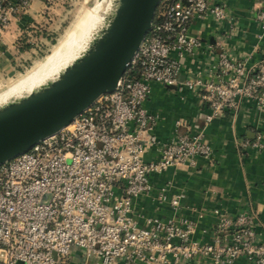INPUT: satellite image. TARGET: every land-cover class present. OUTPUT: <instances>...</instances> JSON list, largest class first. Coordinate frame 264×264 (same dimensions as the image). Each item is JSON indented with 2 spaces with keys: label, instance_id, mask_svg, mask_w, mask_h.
Masks as SVG:
<instances>
[{
  "label": "built area",
  "instance_id": "built-area-1",
  "mask_svg": "<svg viewBox=\"0 0 264 264\" xmlns=\"http://www.w3.org/2000/svg\"><path fill=\"white\" fill-rule=\"evenodd\" d=\"M32 1L0 0V37ZM228 14L225 0H162L116 89L60 132L0 165V264H66L75 250L83 264H236L240 257L264 264V232L256 231L254 216L217 208L214 228L198 237L206 212L178 214L186 194L170 196V182L154 183L171 168L213 159L205 128L226 110L236 113L248 99L264 111V60L249 65L252 54L235 61L222 52L206 71L181 79L179 58L203 43L191 33L194 18L213 16L221 23ZM257 21L263 37L264 10ZM153 83L196 92L209 108L204 127L159 141L156 123L149 124L155 115L145 107ZM262 139L260 131L238 146L261 150ZM152 149L158 157L145 159ZM154 193L174 215L142 223L136 202Z\"/></svg>",
  "mask_w": 264,
  "mask_h": 264
},
{
  "label": "crops",
  "instance_id": "crops-1",
  "mask_svg": "<svg viewBox=\"0 0 264 264\" xmlns=\"http://www.w3.org/2000/svg\"><path fill=\"white\" fill-rule=\"evenodd\" d=\"M60 2L62 0H33L26 12L12 17L0 37V81L15 77L25 70L29 59L42 54L47 43L42 41L49 33V15ZM225 2L229 14L224 22H218L213 16L194 18L191 33L199 36L203 43L183 58L177 56L183 64L181 79L206 71L222 52L235 61L252 54L249 65L264 60V36H260L257 21L258 13L264 10V0ZM145 107L155 115V120L149 124L156 123L155 133L163 143L171 140L177 131L186 132L189 128L195 132L203 128L209 111L208 105L196 92L184 90L179 93L173 86L158 83L152 84V93ZM179 120L183 125L176 127ZM260 131L264 143V111H259L253 101L244 99L238 112L226 110L205 128V138L214 148L213 159L199 157L195 165L184 164L155 177L157 186L171 183L170 196L186 194L178 214L195 218L194 208L206 212L205 217L199 220L196 236L199 237L206 228H214L216 217L213 211L217 208L231 214L248 212L255 218L256 231L264 232V148L243 150L238 146L241 140H252ZM158 155L157 150L152 149L145 159L153 160ZM136 210L142 223L150 216L170 218L174 215L172 207L168 203L161 204L155 193L139 199ZM83 261L81 251L75 250L66 264H83ZM236 264L249 263L240 257Z\"/></svg>",
  "mask_w": 264,
  "mask_h": 264
},
{
  "label": "water",
  "instance_id": "water-1",
  "mask_svg": "<svg viewBox=\"0 0 264 264\" xmlns=\"http://www.w3.org/2000/svg\"><path fill=\"white\" fill-rule=\"evenodd\" d=\"M162 0H119L95 46L42 90L0 108V165L60 132L113 92L152 29Z\"/></svg>",
  "mask_w": 264,
  "mask_h": 264
},
{
  "label": "rangeland",
  "instance_id": "rangeland-1",
  "mask_svg": "<svg viewBox=\"0 0 264 264\" xmlns=\"http://www.w3.org/2000/svg\"><path fill=\"white\" fill-rule=\"evenodd\" d=\"M104 1L105 6L107 0ZM97 5L98 0H62L57 9L49 15V33L46 35L43 34L44 41L42 42L47 43L45 44V47L42 48V54L38 53L34 58L32 57L29 59V63L27 64L25 70L20 71L15 77L0 81V96L2 93L4 97L8 95L7 93H9V90L15 84L28 77L33 70L46 62L51 55H54L56 51L62 49V46L68 48L66 45L67 42H69V48L71 47L70 56L60 64L57 70L50 77L57 74V72L69 61L76 58L79 55V52L82 51L88 43H90L89 41L100 26L101 28L103 27L105 21L108 20L109 11L113 7L112 2L108 3L104 15L95 24L93 23L94 20L89 19L91 17L87 13L94 12ZM50 77L48 79H50ZM48 79L46 81H48ZM16 99H3L0 102V107L3 104L4 106L8 105V101L12 102L16 101ZM17 264H25V262L18 261Z\"/></svg>",
  "mask_w": 264,
  "mask_h": 264
},
{
  "label": "bare ground",
  "instance_id": "bare-ground-1",
  "mask_svg": "<svg viewBox=\"0 0 264 264\" xmlns=\"http://www.w3.org/2000/svg\"><path fill=\"white\" fill-rule=\"evenodd\" d=\"M104 2H105L104 0H100V1L98 0V5H97V7H95L96 8L95 11L92 12V13L91 12L87 13V14L91 17L89 19L94 20L93 23L96 24V22L99 19H101L102 16L104 15V12H105V10L107 8V4L112 2L113 3V7L109 11L108 20L105 21V23L103 24L102 28L100 26V28L97 30V32L94 34V36L89 41L90 43H88L85 46V48L82 51L79 52V55L76 58H74L71 61H69L66 65H64L57 72V74H55L52 77H50L54 73L52 71V69L56 68V70H57V68L60 66V64L70 56L71 47L69 48V45H68L69 42H67L66 45L68 46V48L65 47V46H62V49H59L58 51H56V53H54V55H51V57L48 58V60L46 62H44L39 67H37L35 70H33L31 72V74L28 75V77H26L21 82L15 84L9 90V93H7L8 95L5 94L6 96L4 97V95L2 93V95L0 96V102L3 99H6V98L13 99V100H15L17 98L16 101H12V102L8 101L7 102L8 104L13 103V102H18L21 99L28 97L30 94L42 90L46 86L50 85L52 82L58 80L61 77V75L67 69H69L73 64H75L83 56H85L95 46V44L98 42V40L100 39L102 34L105 32V30H106V28H107L112 16L115 13V10H116V8L118 6L119 0H107L105 6H104ZM49 77H50V79H48ZM47 79H48V81H46ZM2 107H4V104L0 108H2Z\"/></svg>",
  "mask_w": 264,
  "mask_h": 264
},
{
  "label": "clouds",
  "instance_id": "clouds-1",
  "mask_svg": "<svg viewBox=\"0 0 264 264\" xmlns=\"http://www.w3.org/2000/svg\"><path fill=\"white\" fill-rule=\"evenodd\" d=\"M52 71L55 72L56 71V68H53Z\"/></svg>",
  "mask_w": 264,
  "mask_h": 264
}]
</instances>
